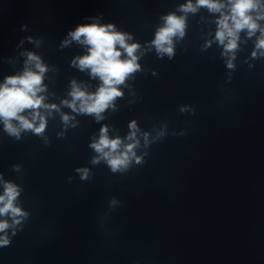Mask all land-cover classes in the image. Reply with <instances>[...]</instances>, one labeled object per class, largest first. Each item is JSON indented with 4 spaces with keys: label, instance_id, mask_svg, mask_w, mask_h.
<instances>
[{
    "label": "clouds",
    "instance_id": "clouds-1",
    "mask_svg": "<svg viewBox=\"0 0 264 264\" xmlns=\"http://www.w3.org/2000/svg\"><path fill=\"white\" fill-rule=\"evenodd\" d=\"M261 5V0H228L230 14H221L218 20L217 40L225 45L226 51H233L237 47L239 32L247 29L249 36L259 29L257 19H264V14L255 19L251 13ZM207 7L211 12H221L225 4L221 0H196L193 5L191 0L186 5L181 6L184 12H195L198 7ZM164 26L158 29L155 39L152 41L158 53L173 55L172 38L183 36L185 28V18L170 14L164 17ZM72 40L87 46V54L77 57L73 61L78 63L81 70L90 69L93 77H99L101 85L95 93H87L81 90L73 81L71 96L72 102L68 103L74 111L77 110L76 102L79 101V111L87 114H94L97 119H101V113L113 106L117 97L123 95L119 85L134 72L138 71L140 65L137 63L136 55L138 44H128L130 37L125 33L115 31L112 24H84L79 25L69 33ZM225 41L227 43L225 44ZM67 43V41H65ZM257 48L264 49V30H261V38L257 42ZM122 53L124 58H122ZM255 56L256 53L254 52ZM35 62V69L25 68L24 72L16 76H8L0 84V121L4 124V129L10 135L19 137L22 129L32 130L37 134L44 131L46 119L39 113L40 108H55V105H45L44 97L38 93L44 91L43 73L46 68L40 63L39 57L29 53L28 62ZM228 67H233L231 61ZM26 110H31V119L23 115ZM39 120L38 126L36 121ZM63 120L67 122L69 117L65 115ZM16 121L17 123H13ZM136 122L132 121L129 128L135 130ZM107 127L100 129L99 139L91 144V147L99 154L93 158V163H98L104 159L113 172L126 169L133 157L134 148L139 143L124 144L119 138L110 139ZM135 131L127 137L134 140ZM136 162H140L139 157H135ZM83 172V177H87V169H78ZM3 194H0V217L11 216L13 224H19L17 217L27 215L16 206V199L19 196L18 187L11 182L3 185ZM12 225L7 219L0 220V233ZM6 235L0 236V246L9 244Z\"/></svg>",
    "mask_w": 264,
    "mask_h": 264
}]
</instances>
